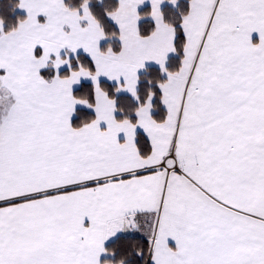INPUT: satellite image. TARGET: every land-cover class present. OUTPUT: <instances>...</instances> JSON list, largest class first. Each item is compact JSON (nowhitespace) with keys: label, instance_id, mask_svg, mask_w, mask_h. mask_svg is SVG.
<instances>
[{"label":"snow or ice","instance_id":"6c2138e0","mask_svg":"<svg viewBox=\"0 0 264 264\" xmlns=\"http://www.w3.org/2000/svg\"><path fill=\"white\" fill-rule=\"evenodd\" d=\"M0 264H264V0H0Z\"/></svg>","mask_w":264,"mask_h":264},{"label":"crops","instance_id":"0c3cea01","mask_svg":"<svg viewBox=\"0 0 264 264\" xmlns=\"http://www.w3.org/2000/svg\"><path fill=\"white\" fill-rule=\"evenodd\" d=\"M254 38H255V34H254Z\"/></svg>","mask_w":264,"mask_h":264}]
</instances>
